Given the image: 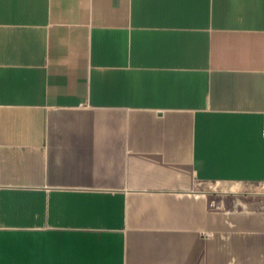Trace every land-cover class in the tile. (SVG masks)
Returning a JSON list of instances; mask_svg holds the SVG:
<instances>
[{"label":"crops","instance_id":"0c3cea01","mask_svg":"<svg viewBox=\"0 0 264 264\" xmlns=\"http://www.w3.org/2000/svg\"><path fill=\"white\" fill-rule=\"evenodd\" d=\"M0 264H264V0H0Z\"/></svg>","mask_w":264,"mask_h":264}]
</instances>
